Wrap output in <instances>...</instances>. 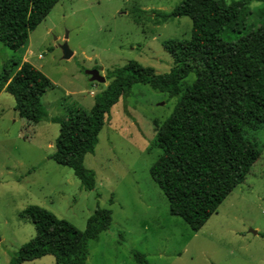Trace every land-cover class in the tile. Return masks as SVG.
Here are the masks:
<instances>
[{
	"label": "rangeland",
	"instance_id": "obj_1",
	"mask_svg": "<svg viewBox=\"0 0 264 264\" xmlns=\"http://www.w3.org/2000/svg\"><path fill=\"white\" fill-rule=\"evenodd\" d=\"M237 26L264 18V3L245 0ZM182 0H59L47 17L29 34L20 51L0 42V77L6 66L11 75L29 62L50 80L42 97L47 119L28 123L14 110L15 100L0 92V264L36 235L34 224L22 216L37 205L77 229L84 230L96 208L111 211L108 231L89 241L85 264H264V129L247 138L261 149L245 181L221 203L205 225L193 232L172 216L150 168L158 150L151 147L158 127L173 112L179 96L149 85L134 84L127 97L111 108L98 135L93 154L84 166L93 170L96 185L85 190L73 171L50 156L59 134L54 118L80 120L94 105V95L110 81L91 82L87 70H108L136 61L158 74L170 71L174 59L164 48L166 40L190 37L188 17L165 18ZM226 29L221 36L232 41ZM67 42L73 55L63 59L60 46ZM195 79L182 82V91ZM111 201V203H110ZM256 231V234L252 233ZM23 264H56L52 256Z\"/></svg>",
	"mask_w": 264,
	"mask_h": 264
},
{
	"label": "trees",
	"instance_id": "obj_2",
	"mask_svg": "<svg viewBox=\"0 0 264 264\" xmlns=\"http://www.w3.org/2000/svg\"><path fill=\"white\" fill-rule=\"evenodd\" d=\"M58 1L0 0V42L20 51ZM245 5V0H182L165 14L191 20L188 39L163 43L174 59L170 71L158 74L136 61L108 70L105 79L110 82L94 95L87 117L52 119L59 124V134L50 158L70 168L85 190H93L96 176L84 166V158L94 153L98 135L119 99L127 97L134 84L149 85L169 98L179 96L152 141L158 154L150 176L167 198L170 214L198 232L245 181L261 154L247 135L264 129V18L241 30L238 17ZM226 29L236 35L234 40L222 38ZM192 73L195 79L182 91V82ZM49 87L48 77L29 62L18 65L13 75L5 66L0 77V92L12 95L18 116L32 124L48 118L42 97ZM21 214L34 224L36 235L11 256L9 264L44 256H52L56 264H85L89 241L108 231L112 222L111 211L99 207L84 230L37 205ZM133 256L148 264L143 254Z\"/></svg>",
	"mask_w": 264,
	"mask_h": 264
},
{
	"label": "water",
	"instance_id": "obj_3",
	"mask_svg": "<svg viewBox=\"0 0 264 264\" xmlns=\"http://www.w3.org/2000/svg\"><path fill=\"white\" fill-rule=\"evenodd\" d=\"M60 48L62 50L63 59H69L73 55L66 41H64ZM86 74L89 75L91 82L103 83L106 81L105 77L100 74L98 69L87 70ZM252 233L256 234V231H252Z\"/></svg>",
	"mask_w": 264,
	"mask_h": 264
},
{
	"label": "crops",
	"instance_id": "obj_4",
	"mask_svg": "<svg viewBox=\"0 0 264 264\" xmlns=\"http://www.w3.org/2000/svg\"><path fill=\"white\" fill-rule=\"evenodd\" d=\"M18 69V68H17Z\"/></svg>",
	"mask_w": 264,
	"mask_h": 264
}]
</instances>
